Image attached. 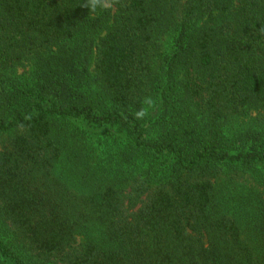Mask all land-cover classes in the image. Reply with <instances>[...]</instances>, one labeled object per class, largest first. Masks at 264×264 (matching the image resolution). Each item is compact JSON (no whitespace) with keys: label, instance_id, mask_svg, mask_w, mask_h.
I'll return each instance as SVG.
<instances>
[{"label":"trees","instance_id":"obj_1","mask_svg":"<svg viewBox=\"0 0 264 264\" xmlns=\"http://www.w3.org/2000/svg\"><path fill=\"white\" fill-rule=\"evenodd\" d=\"M83 3L0 0V264H264V0Z\"/></svg>","mask_w":264,"mask_h":264},{"label":"rangeland","instance_id":"obj_2","mask_svg":"<svg viewBox=\"0 0 264 264\" xmlns=\"http://www.w3.org/2000/svg\"><path fill=\"white\" fill-rule=\"evenodd\" d=\"M18 71L21 72L22 68H19ZM263 115H264V110H260L259 112L258 111H248V113H244V114H241L239 116H233V117H231V119L229 121L230 122L229 128H228V131L226 133H228L229 131H232L235 134L239 128L245 127V126L249 125L250 123L255 128L260 127L263 129L264 128ZM3 139H4V137L0 138V145H1Z\"/></svg>","mask_w":264,"mask_h":264},{"label":"clouds","instance_id":"obj_3","mask_svg":"<svg viewBox=\"0 0 264 264\" xmlns=\"http://www.w3.org/2000/svg\"><path fill=\"white\" fill-rule=\"evenodd\" d=\"M80 6L88 9V11L90 10L91 12H96L97 9H103L105 7V0H84V3ZM260 31L264 33V26L260 28ZM142 104L144 106L136 110L134 113L135 118L138 120H143L149 115V110L156 107V100H154L151 96H145Z\"/></svg>","mask_w":264,"mask_h":264}]
</instances>
